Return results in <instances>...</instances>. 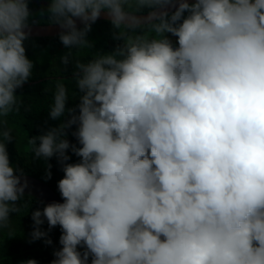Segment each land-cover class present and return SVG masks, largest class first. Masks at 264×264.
Returning <instances> with one entry per match:
<instances>
[{"label":"trees","instance_id":"obj_1","mask_svg":"<svg viewBox=\"0 0 264 264\" xmlns=\"http://www.w3.org/2000/svg\"><path fill=\"white\" fill-rule=\"evenodd\" d=\"M171 1L0 0V23L56 25L87 11L148 13ZM207 2L140 27L98 21L60 37L0 35V179L32 176L58 187L91 226L153 228L185 246L264 227V0ZM167 39L192 48L198 68L173 66L190 73L181 75L187 91L167 101L120 98L116 107L130 116L109 121L111 107L94 92L113 103L112 88L96 86L95 71L119 64L122 84L132 73L119 58L142 68ZM95 244L106 264L174 260L149 239ZM225 263L264 264V238L178 264ZM0 264L101 262L88 237L36 199L10 195L0 200Z\"/></svg>","mask_w":264,"mask_h":264},{"label":"water","instance_id":"obj_2","mask_svg":"<svg viewBox=\"0 0 264 264\" xmlns=\"http://www.w3.org/2000/svg\"><path fill=\"white\" fill-rule=\"evenodd\" d=\"M188 0H176L147 15L138 18H129L120 12L111 11H88L81 13L70 20L57 25H15L0 23V35L22 38L55 37L76 30L84 25L97 21H109L118 24L139 26L147 22H154L168 12L179 8ZM10 195H26L42 201L48 209L57 215L63 222L74 230L90 238L92 249L101 264H106L99 254L94 238H130L138 237L151 239L164 244L174 255L172 264L180 261L203 257L217 252L227 246L246 241L249 239L264 238V227H253L237 230L221 238L195 246H185L177 243L166 235L148 228H95L82 222L77 215L70 210L53 191L45 184L30 176L12 175L0 179V200Z\"/></svg>","mask_w":264,"mask_h":264},{"label":"clouds","instance_id":"obj_3","mask_svg":"<svg viewBox=\"0 0 264 264\" xmlns=\"http://www.w3.org/2000/svg\"><path fill=\"white\" fill-rule=\"evenodd\" d=\"M115 1H119V0H115ZM173 1H176V0H173ZM173 1H171V2H173ZM207 1L208 0H188L182 6L168 12L167 14L163 15L161 18H164L167 15L173 14L176 11L180 10L181 8L192 7V6H203V7H205L208 5ZM171 2H169V3H171ZM169 3H167V4H169ZM167 4H165V5H167ZM165 5H163V6H165ZM161 7H159V8H161ZM159 8H157V9H159ZM93 11H97V10H93ZM102 11H109V10H102ZM111 12H120V13L124 14L125 16H128L129 18H138L139 16L147 15L148 13H150L152 11H150L148 13H138V12L125 11V10L119 9L118 11H111ZM183 16H185V13H183ZM161 18H159V19H161ZM159 19H157V20H159ZM156 21H154V22H156ZM101 22H109V21H101ZM154 22H150V23L147 22L146 24H142L139 26H133V25H127V24L126 25L120 24V25H125V26H129V27H140V26H146V25L152 24ZM116 24H118V23H116ZM177 24H182V19ZM87 25H89V24H87ZM36 26H46V25H40L39 24ZM84 26H86V25H84ZM84 26H82V27H84ZM62 35H64V34H62ZM62 35L55 36V37H60ZM181 38L185 39L183 37V35L181 36ZM183 47L184 46L182 44H180L174 40L167 39L166 41L160 43L159 46L155 48L154 53H149V52L146 53L142 68H141V61L129 62L127 57H120L119 63L120 64L121 63L126 64L125 65L126 71L132 73V78L130 80L123 81L122 84L118 83L117 78L119 76H122L123 72L120 73V72H117L115 70V67L119 66V64H109L106 66L112 70L95 71L97 79L93 83L96 86L99 83H103L107 87L112 88L110 90L109 95H112V97L114 99L113 103H111V101L106 96H103L101 94V90L97 89L94 92L95 94L98 93L99 95H101L107 101V104H108L107 108L111 107L110 112L112 113V115H108V120L116 122L118 119H124V118L130 116V114L128 112H126L125 110H121V109L116 107L117 101H119L120 98H128L130 102H132V101L140 102L142 99V96H144V97L149 98V99H154V98L158 97V98L162 99L163 101L164 100L167 101V99L169 97L173 96L174 94H176L178 92L183 93V92L187 91L185 82L182 81L181 75L184 76V74L188 75L190 73L182 72L181 70H180V73H178L173 68V66L177 63L180 64V61L182 60V65H185V66L190 67L192 69H196L198 67H196L192 64L193 59H195V57H193V53H187L183 49ZM182 49L184 51L183 55L181 53ZM187 60H190V61L188 62ZM199 68H202V67H199ZM149 103H140V104L144 105V104H149ZM135 106L137 107L138 104H136ZM9 176H12V175H9ZM21 176H28V175H21ZM30 177H32V176H30ZM32 178H34V177H32ZM36 180L43 183L39 179H36ZM43 184H45V183H43ZM46 186L48 187V185H46ZM59 188L62 190L60 185H59ZM50 189L58 197V199L64 203L62 196L58 192V187L54 186L53 188H50ZM30 197H32V196H30ZM32 198H34V197H32ZM34 199L39 201L48 210V212H51L48 209V207L42 201H40L37 198H34ZM70 210H72V209H70ZM51 213L54 214L53 212H51ZM82 222H84V221H82ZM85 224H87V223H85ZM87 225H89V224H87ZM89 226H91V225H89ZM91 227H95V226H91ZM95 228H102V227H95ZM126 228H128V227H126ZM130 228H136V227H130ZM138 228H146V227H138ZM109 229H115V228H109ZM148 229L158 231V230L153 229V228H148ZM158 232H160V231H158ZM160 233H162V232H160ZM162 234H164V233H162ZM86 237H88V236H86ZM96 238H98V237L94 238V242H95ZM88 239L90 240L89 237H88ZM149 240H151V239H149ZM153 241H155V240H153ZM156 242H158V241H156ZM194 258H196V257H194Z\"/></svg>","mask_w":264,"mask_h":264},{"label":"rangeland","instance_id":"obj_4","mask_svg":"<svg viewBox=\"0 0 264 264\" xmlns=\"http://www.w3.org/2000/svg\"><path fill=\"white\" fill-rule=\"evenodd\" d=\"M65 35V34H64ZM63 36V35H62ZM187 53H192V48H190V51L189 52H187ZM114 202H115V199H114ZM122 211H121V213L120 214H118V215H122L123 214V212H125V211H127V208H126V206H122V207H119ZM226 264V263H225Z\"/></svg>","mask_w":264,"mask_h":264}]
</instances>
